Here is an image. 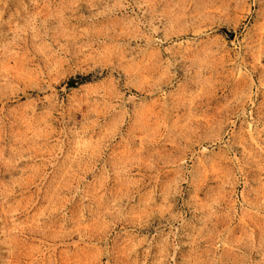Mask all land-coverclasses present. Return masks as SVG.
I'll list each match as a JSON object with an SVG mask.
<instances>
[{
	"label": "rangeland",
	"instance_id": "obj_1",
	"mask_svg": "<svg viewBox=\"0 0 264 264\" xmlns=\"http://www.w3.org/2000/svg\"><path fill=\"white\" fill-rule=\"evenodd\" d=\"M0 264H264V0H0Z\"/></svg>",
	"mask_w": 264,
	"mask_h": 264
},
{
	"label": "water",
	"instance_id": "obj_2",
	"mask_svg": "<svg viewBox=\"0 0 264 264\" xmlns=\"http://www.w3.org/2000/svg\"><path fill=\"white\" fill-rule=\"evenodd\" d=\"M220 31H222L229 39H232L234 37V34L232 32L227 31L225 28H220ZM79 79L72 78L68 81V83L65 85V88H70L74 86Z\"/></svg>",
	"mask_w": 264,
	"mask_h": 264
}]
</instances>
